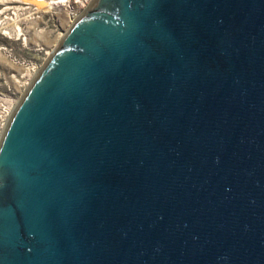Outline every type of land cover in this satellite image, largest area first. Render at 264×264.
Instances as JSON below:
<instances>
[{"label":"water","instance_id":"95a60500","mask_svg":"<svg viewBox=\"0 0 264 264\" xmlns=\"http://www.w3.org/2000/svg\"><path fill=\"white\" fill-rule=\"evenodd\" d=\"M0 264H264V0H90L2 131Z\"/></svg>","mask_w":264,"mask_h":264},{"label":"rangeland","instance_id":"374dc122","mask_svg":"<svg viewBox=\"0 0 264 264\" xmlns=\"http://www.w3.org/2000/svg\"><path fill=\"white\" fill-rule=\"evenodd\" d=\"M48 1L0 0V93L9 99L21 97L25 70L47 58L70 20L90 2L65 0L60 9Z\"/></svg>","mask_w":264,"mask_h":264},{"label":"built area","instance_id":"2783aa9c","mask_svg":"<svg viewBox=\"0 0 264 264\" xmlns=\"http://www.w3.org/2000/svg\"><path fill=\"white\" fill-rule=\"evenodd\" d=\"M76 15H74V17L70 20V22L75 18ZM45 58H44V60H45ZM44 60L42 61V63L39 66L32 67L31 69H26L25 70L24 73L28 77H27V79H26V81L24 83V86H23L24 88H23L22 93L24 92V90L26 89V87L28 86L29 82L34 77V75L36 74L38 69L41 67V65L43 64ZM17 101L9 99L4 94L0 93V137H1L2 131H3L4 127H5V124H6L7 120H8V118H9V115L12 112L13 107L15 106Z\"/></svg>","mask_w":264,"mask_h":264},{"label":"bare ground","instance_id":"6f19581e","mask_svg":"<svg viewBox=\"0 0 264 264\" xmlns=\"http://www.w3.org/2000/svg\"><path fill=\"white\" fill-rule=\"evenodd\" d=\"M36 1V0H35ZM77 0H74V2H76ZM88 2V0H86ZM43 1H37L38 4H42ZM50 4H54L56 6H61L60 9H65V0H50L48 1ZM67 5V4H66ZM64 6V7H63Z\"/></svg>","mask_w":264,"mask_h":264}]
</instances>
